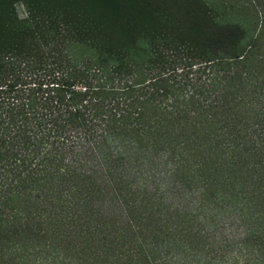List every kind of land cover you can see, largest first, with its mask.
Wrapping results in <instances>:
<instances>
[{"label":"trees","instance_id":"16d2710c","mask_svg":"<svg viewBox=\"0 0 264 264\" xmlns=\"http://www.w3.org/2000/svg\"><path fill=\"white\" fill-rule=\"evenodd\" d=\"M0 264H264V0H0Z\"/></svg>","mask_w":264,"mask_h":264},{"label":"rangeland","instance_id":"374dc122","mask_svg":"<svg viewBox=\"0 0 264 264\" xmlns=\"http://www.w3.org/2000/svg\"><path fill=\"white\" fill-rule=\"evenodd\" d=\"M19 12H20L21 16H25V13H24L22 8H20Z\"/></svg>","mask_w":264,"mask_h":264}]
</instances>
